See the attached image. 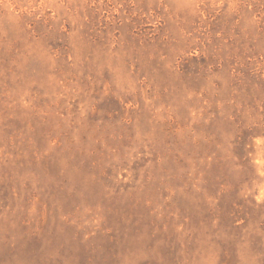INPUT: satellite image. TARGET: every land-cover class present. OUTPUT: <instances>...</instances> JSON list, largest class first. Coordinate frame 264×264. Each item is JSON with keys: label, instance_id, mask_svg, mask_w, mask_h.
Segmentation results:
<instances>
[{"label": "rangeland", "instance_id": "rangeland-1", "mask_svg": "<svg viewBox=\"0 0 264 264\" xmlns=\"http://www.w3.org/2000/svg\"><path fill=\"white\" fill-rule=\"evenodd\" d=\"M0 264H264V0H0Z\"/></svg>", "mask_w": 264, "mask_h": 264}]
</instances>
